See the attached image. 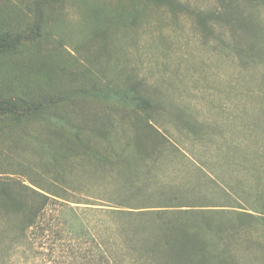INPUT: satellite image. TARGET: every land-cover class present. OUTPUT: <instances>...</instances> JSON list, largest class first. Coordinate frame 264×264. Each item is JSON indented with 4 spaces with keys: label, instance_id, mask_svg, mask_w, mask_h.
<instances>
[{
    "label": "rangeland",
    "instance_id": "1",
    "mask_svg": "<svg viewBox=\"0 0 264 264\" xmlns=\"http://www.w3.org/2000/svg\"><path fill=\"white\" fill-rule=\"evenodd\" d=\"M81 1L91 9L69 4L61 26H54L63 41L61 53L51 61L44 53L38 56L45 70L55 69L58 80L50 91L48 85L34 86L33 94L52 99L63 94V104L77 113L73 124L82 126L81 112L98 122V129L109 120L117 124L108 142L82 131L91 147L118 150L131 138L130 124L150 119L165 139L162 145L183 156L166 152L150 172L140 162L138 173L124 165L115 169L118 173L110 167L103 172L94 167V158L79 159L73 169L56 164L67 131L59 117L62 102L54 101L53 115L2 125L1 179L64 186L70 191L65 204L76 207L118 264H169L145 253L149 241L165 233L168 220L189 224L195 237L185 249L187 264H264V56L242 61L232 48L250 43L249 34L232 38L219 18V0H179L182 12L142 2L132 9L129 0ZM242 7L252 11L245 3ZM96 9L99 14L92 12ZM129 11L138 18L127 25ZM254 12L264 25V6ZM197 16L205 18L204 26ZM100 29L107 30V39L93 37ZM42 47L56 49L57 44L48 41ZM30 52L27 47L22 57L9 59L0 54L4 91L31 78L28 65L36 60ZM132 85L149 106L119 103L113 96ZM172 197L185 209H134ZM51 201L45 220L63 202ZM135 229L142 239L128 246L123 239ZM47 236L29 233L30 249L15 251L8 264H68L66 248Z\"/></svg>",
    "mask_w": 264,
    "mask_h": 264
},
{
    "label": "trees",
    "instance_id": "2",
    "mask_svg": "<svg viewBox=\"0 0 264 264\" xmlns=\"http://www.w3.org/2000/svg\"><path fill=\"white\" fill-rule=\"evenodd\" d=\"M129 1L133 3L132 9H136L134 5L142 2L155 6L163 5L172 12L186 10L182 8V3L179 0ZM219 1L222 4V12H220L219 18L225 28L230 31L232 38L235 37L238 40H242L247 33L249 34V39L252 40L245 46H240L239 44L238 46L236 43L232 47L238 57L245 61L264 56L262 49H259H264V25H259L254 12L257 7L264 6V0ZM78 2L83 7L91 9L81 0H0V54L5 59H9L12 56L20 58L22 57L23 49L28 47L31 49L30 54L36 60V62L31 61L32 67L28 65V73L31 77L28 81L19 80L16 87L7 92L0 88V135L4 132L2 125H5V123L11 122L17 125L23 120L28 121L37 119L40 116L53 115L54 110L51 107L53 102H62L61 99H66L63 94L59 93L53 99L47 94L34 95L32 89L34 86L43 89L47 85L49 87L50 85L53 86V83L58 80L55 69L51 71L45 70L46 65L40 62L38 56H42V53H44L47 55L46 58L51 61L53 56H58L61 53L60 48L63 41L61 36L54 33V26L58 24L61 26L65 18V8L69 4H78ZM243 3L251 6L252 11L250 13L243 11ZM92 12L99 14L98 9ZM137 18L138 15L130 12L127 25L130 23L134 24ZM197 18L198 23L204 26L205 18L202 16H197ZM92 34L94 38L107 39L108 32L100 29ZM48 41H53L54 44H57V48H43L42 45ZM256 42L258 43L255 45ZM91 89H93L92 92L95 90V93L98 92L94 85H92ZM50 90L51 87L48 91ZM113 96L117 97L116 100L119 103L131 102L141 108L145 104L149 106L140 94L136 92L134 85L123 92L114 93ZM49 100L50 102H47ZM67 108L73 113L70 116L67 115ZM59 112V117H62L65 122L67 137L63 150L57 154L56 164L60 162L62 165L65 164L73 169L79 159H86L91 162L94 158V167L97 169L103 167V172L107 171V167H110L112 171L114 170L118 173L119 170L115 169L124 165L129 168V172H134L135 170V173H138L143 169L139 165H148L147 169L149 170L164 158V153L166 152L183 156L181 150L165 144L162 145V141L165 139L152 126L150 119L147 123L130 124L131 126L127 130L131 138L127 140L122 148L116 150L110 145L104 150H99L89 145V137L83 139L79 134L85 131L89 136H96L104 142H108L111 135L118 131L117 124L109 120L101 123V128L98 129L96 125L99 123L93 121L88 113L84 115L82 112L78 114L82 126L73 124L72 119H75L74 116L77 113L70 104L64 105L63 102ZM54 116L57 115L55 114ZM58 175L61 177L60 174ZM64 185L67 184L64 183ZM53 188L55 189L42 187L31 180L27 183L15 179L4 180L0 176V264H8L17 250H19L17 252L21 251V253L29 250V233L32 234V232L37 237L48 233L52 241L58 243V247L66 248L67 252L64 253V257L69 259L68 264H118L111 260V255H108L105 244L100 240L98 241L93 235L88 224L77 212L76 207L65 204L68 201L67 196L70 191L64 186L62 188ZM54 198L63 200L64 203L60 204L55 211L56 213H53L49 219L45 220L48 207ZM183 205V201L172 197L168 198L165 203L160 202L158 206L134 209L152 211H161L173 207L185 209ZM164 226L165 233L161 234L160 238L152 239L148 245L145 244L150 248L145 253L151 259L163 260L169 264H187L188 250L185 253V249L193 242L195 243V237L192 238L190 235L193 234L189 233V224L168 220ZM136 233L135 229L132 237L125 236L127 239L124 238L123 242L127 243L128 246L131 244L133 247V244H135L134 238L138 242L142 239L141 236H136ZM201 242L205 243L203 240ZM49 250H51V247ZM150 264H152L151 261Z\"/></svg>",
    "mask_w": 264,
    "mask_h": 264
}]
</instances>
